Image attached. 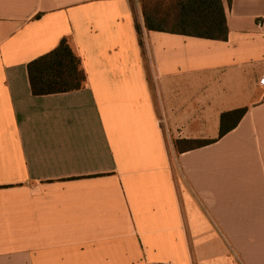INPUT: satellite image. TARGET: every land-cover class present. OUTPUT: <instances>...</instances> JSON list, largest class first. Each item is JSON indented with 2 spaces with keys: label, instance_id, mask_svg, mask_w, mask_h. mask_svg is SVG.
<instances>
[{
  "label": "crops",
  "instance_id": "crops-1",
  "mask_svg": "<svg viewBox=\"0 0 264 264\" xmlns=\"http://www.w3.org/2000/svg\"><path fill=\"white\" fill-rule=\"evenodd\" d=\"M223 1L142 47L129 0H0V264H264V0ZM63 39L85 87L34 96Z\"/></svg>",
  "mask_w": 264,
  "mask_h": 264
},
{
  "label": "trees",
  "instance_id": "trees-1",
  "mask_svg": "<svg viewBox=\"0 0 264 264\" xmlns=\"http://www.w3.org/2000/svg\"><path fill=\"white\" fill-rule=\"evenodd\" d=\"M132 7V1L129 0ZM148 31L189 37L226 41L229 27L223 0H138ZM229 4L232 0H227ZM141 46L142 28L136 21ZM30 85L34 96H45L81 90L87 80L79 57L69 41L63 39L54 51L28 65ZM248 108L225 112L221 116V133L224 137L233 131L244 118ZM194 149L213 141H189Z\"/></svg>",
  "mask_w": 264,
  "mask_h": 264
},
{
  "label": "rangeland",
  "instance_id": "rangeland-1",
  "mask_svg": "<svg viewBox=\"0 0 264 264\" xmlns=\"http://www.w3.org/2000/svg\"><path fill=\"white\" fill-rule=\"evenodd\" d=\"M132 9L135 15V18L137 22L141 25V28L143 26V15H142V8L138 0L132 1Z\"/></svg>",
  "mask_w": 264,
  "mask_h": 264
},
{
  "label": "built area",
  "instance_id": "built-area-1",
  "mask_svg": "<svg viewBox=\"0 0 264 264\" xmlns=\"http://www.w3.org/2000/svg\"><path fill=\"white\" fill-rule=\"evenodd\" d=\"M261 83L264 85V80Z\"/></svg>",
  "mask_w": 264,
  "mask_h": 264
}]
</instances>
